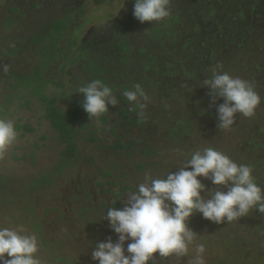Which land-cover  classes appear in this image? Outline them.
I'll use <instances>...</instances> for the list:
<instances>
[{"label":"rangeland","instance_id":"rangeland-1","mask_svg":"<svg viewBox=\"0 0 264 264\" xmlns=\"http://www.w3.org/2000/svg\"><path fill=\"white\" fill-rule=\"evenodd\" d=\"M134 3L135 0H0V65L10 66L7 73L0 70V107L6 108L0 118L33 127L24 135L16 130V143L0 157V175L15 180L14 188L8 191L12 201L8 200L5 207L0 204V226L23 227L36 234L47 264H98L91 256L95 245L109 237L113 242L118 239L108 220L101 218L112 202L117 203L116 208H122L126 194L135 190L146 173L159 177L168 171L175 172L189 153L209 146L228 156L242 152L245 158L264 160L262 100L253 117L237 114L232 129L224 131L217 126V107L223 99L217 97L213 103L209 97L211 90L201 86L211 70L222 65V71L250 81L259 95H264V0H170L171 15L153 24L135 18ZM208 10L212 13L208 14ZM67 15L70 21L60 36L58 32H48L49 24ZM174 15L177 22L169 29L174 36L151 38L150 30L158 26L167 29L163 22ZM40 30L44 34L39 37L50 44L49 53L56 55L54 60L47 55L40 57V41L30 40ZM117 35L124 36L129 48L125 63L117 61L113 44L116 40L118 47L119 41H123ZM74 36L79 52L70 46ZM183 42L190 44L191 53H183ZM14 47L18 50L8 55ZM209 52L215 53L213 58H208ZM153 56L155 62L145 70ZM43 60L45 64L49 62L39 74L41 79L49 80L44 91L56 99L54 104L61 109L70 106L72 99L83 102V94L78 91L92 81L88 63L95 69L106 68V85L116 95L123 92L121 83H126L127 90L140 84L145 91L149 81L153 85L148 93L145 91L149 102L143 110L145 120L141 125L120 119L117 111L121 100L114 107L109 105V111L99 118L90 120L83 111L76 124L80 158L74 169L65 170L51 186L27 194L28 200H24L23 188L28 179L53 168L63 146L44 119L46 102L25 89L13 88L17 80L11 74L30 75ZM179 60L191 77L183 76ZM163 87L170 91L166 90L167 94L161 97L157 92ZM140 112L141 109L137 115ZM102 117H106L105 122ZM182 125L189 128V135H176ZM242 130L252 133L263 147L244 148L240 137L248 133ZM87 135L99 140L86 141ZM117 140L127 147L114 148L112 144ZM145 147L159 153L145 155ZM138 163L145 165L137 168ZM107 170L110 174L105 175ZM124 185L133 189L116 197ZM197 215L190 217L188 226L201 235L207 249V264H254L257 255V264H264L259 243L252 241L253 232L244 228L241 219L215 235L208 228L198 227ZM93 225L102 236L94 234ZM226 236L231 242L221 243L220 239ZM130 242L125 243V248ZM154 255L160 262L176 264L174 258ZM187 259L183 258V264H187Z\"/></svg>","mask_w":264,"mask_h":264},{"label":"clouds","instance_id":"clouds-1","mask_svg":"<svg viewBox=\"0 0 264 264\" xmlns=\"http://www.w3.org/2000/svg\"><path fill=\"white\" fill-rule=\"evenodd\" d=\"M133 15L141 22H160L171 15L170 0H135ZM7 73L10 66L0 65ZM208 87L212 102L222 98L217 107L218 128L231 130L237 114L251 118L261 103L253 84L222 71V65L211 70L202 81ZM186 87H189L186 85ZM192 89L189 87V91ZM83 109L92 118H99L116 106L120 98L100 80H92L79 88ZM139 113L147 108L149 97L140 84L123 92ZM18 133L11 119L0 118V157L16 143ZM180 155H183L181 152ZM177 171L156 177L146 173L135 190L126 194L120 209L108 207L101 219H107L118 239L99 242L91 253L98 264H155V255L174 258L176 264H207V249L201 235L188 221L195 213L216 224L232 223L255 210L264 214V188L256 181L252 166L237 163L214 147H202L189 153ZM203 177L217 186L208 189L198 179ZM223 189H227L224 191ZM203 193V194H202ZM127 247L125 248V243ZM127 252V255L125 254ZM0 264H47L34 233L23 227L0 226Z\"/></svg>","mask_w":264,"mask_h":264},{"label":"trees","instance_id":"trees-1","mask_svg":"<svg viewBox=\"0 0 264 264\" xmlns=\"http://www.w3.org/2000/svg\"><path fill=\"white\" fill-rule=\"evenodd\" d=\"M208 14L212 13L211 10L207 11ZM241 12H239L240 14ZM238 14V13H237ZM238 14V15H239ZM70 21L69 16H63L59 19L54 20L51 24H49V30L48 32H54V33H59L58 36H60L62 34V32L67 28V24ZM175 22H177V18L174 16H171L168 20H165L163 23L167 24L166 26H168L167 29L163 30V27H155L154 29L150 30V36L151 38H165L167 35L171 34L172 36H174V32H170L169 29L172 25L175 24ZM47 32V33H48ZM40 34H44V32H42L40 30V33H36L33 35V37H30V40H39V45L41 46L40 48V57L41 55H47L49 58L52 57V60L55 59L56 55L49 53L48 51V47L50 46L49 42L48 44L45 43L40 37ZM56 36V35H53ZM149 36V38H150ZM43 37V36H41ZM118 39H123V41H119L118 47H116L117 42L115 40L114 42V46L116 48L117 51V61L120 63H125L126 62V56L129 54V48L128 45L125 41L124 36L122 35H117L116 36ZM71 44L70 46H74L75 48L77 45V41H76V36H74L72 39H70ZM49 45V46H48ZM54 49L56 48V45H53ZM120 46V47H119ZM181 49L183 51V53H191V48H190V44L188 42H183ZM17 48H13L11 49L8 55L13 54L17 51ZM81 51V49H76V52ZM61 53V52H60ZM51 54V55H49ZM84 54V53H83ZM213 52H209L208 53V58H213L214 57ZM80 57H85V55H81ZM45 59V58H44ZM155 57L153 56L152 61H148V67H145V70L148 69L153 62H155ZM49 62H47L48 64ZM45 64V60H43L42 62L40 61L41 66L38 65L37 69L34 70L30 75H24V74H11V77L13 76L15 78V80H17V83H15L13 85V88L17 89V88H21V89H25L28 94H30L31 96H36L38 99L42 100L43 102H46V108H45V113H44V119H46L49 123L50 128L52 129V131L56 134V138L58 140V142H60L63 146L62 148L58 151V160L55 162V165L53 166V168L49 169V171L45 170L37 175H35L34 177L28 179V181L26 182V186L23 188L24 194L22 195V199L24 200H28L27 197H29L28 195H30L33 192H36L40 189H44L46 187L51 186L56 178L58 176H62L65 174V170H73L74 169V164L75 162H77V160L80 158V150H79V145H78V140H77V127L76 124L80 121L82 114H83V102L81 99H72V102L70 104V106H68L66 109H61L58 105L54 104L56 99L55 98H51L48 97L44 91L45 87L47 86V83H49V80L44 79V77L41 79L40 77V72L42 71L41 69H44V67L47 65ZM178 65H180V68L183 72V76H188L191 77L192 74L187 70H184V65L183 61H178L177 62ZM89 69L87 70V72H89L91 70V80H100L102 81L104 84H106L107 82V77L106 76V68L104 66L98 67V68H94V66L91 63L87 64ZM170 66V65H169ZM40 78V79H39ZM37 83L39 85H37ZM126 84V83H125ZM125 84L121 83L119 86L120 88L123 86V92L127 90V87ZM147 85L145 89V91L148 93V89H150L153 85V83L146 82ZM117 88V85H114V89ZM169 92L170 90L167 87H163L160 90H158V94L161 93V97L164 95V93L167 94V91ZM121 91V90H120ZM123 92L118 93V97L120 98L121 102V106L120 109H118L117 113L120 117V119H123L124 121L130 123L131 125H141L142 122L145 120L144 117L137 115V112L139 111V107L138 106H133L130 105L128 101H126L123 98ZM65 93H63L64 95ZM210 97V95H209ZM261 100L262 103L264 104V95L261 96ZM28 101L26 100L25 105L27 106ZM166 107V106H163ZM5 106L0 107V116H3L5 114ZM103 121H106V117H102ZM147 120V119H146ZM149 122V121H147ZM153 122L156 124L158 123L157 121L153 120ZM15 128L16 130H21V135H24L26 132L32 131L33 127L29 124V123H24V124H19L18 122L15 123ZM84 128V125L83 127ZM81 128V129H82ZM177 128V127H176ZM264 129V128H263ZM261 129V130H263ZM189 130V128L185 125H182L181 127H178L176 132V135H180V134H187L189 135V133H187ZM247 132L246 130H242ZM248 133V132H247ZM191 135V134H190ZM253 134L252 133H248L247 135H243L241 134L240 139L242 140V143L245 145L244 148H250L251 147H263L260 146L259 142L257 141L258 139H253ZM42 138H45L44 136ZM84 139L86 141H90V142H95L98 141L99 139L97 137L94 136H84ZM112 146L115 148H126L127 145L122 141V140H117L115 141L114 144H112ZM143 152L145 153V155H150L151 153H159L156 149L152 148V147H145L143 149ZM229 156L235 160L237 163H243V164H248L250 166H252V168L254 169L253 171V175L256 178L257 183L264 188V160L263 158H259L257 160H254V158H245L243 156V153L241 152L239 153H232L229 154ZM263 156V155H262ZM144 163H138V165L136 166L137 168H141L142 166H144ZM263 165V168H260V166ZM110 174V171L107 170L105 172V175ZM198 179H201V181L206 185L207 188L214 190L217 186L213 185L212 182L208 179H204L203 177H200ZM14 178L11 176H4V175H0V204L2 206L5 207V204L8 203L9 196H8V191L9 189L14 188L12 186L13 182H14ZM132 188V186L129 185H124L121 187V192L116 194V197H119L121 194L126 193L128 191H130ZM224 191H226L227 189H223ZM28 194V195H27ZM203 194V193H202ZM89 197V195L87 196ZM111 207H117V203L112 202L111 203ZM29 211L32 213V207L29 206ZM198 214V215H197ZM197 216H195V218H198L195 223L198 225V227L200 228H208L209 231L211 233H214L215 235H218L217 233L219 232V230H221V228H223L224 226L227 228L228 225L230 223H224V224H216L214 222H211L209 220H206L202 217L201 214L196 213ZM241 222L244 225V228H248L250 231L253 232L252 235V241L257 242L259 244L258 245V249L259 252L262 253V255L264 254V214H260L259 212H256L255 210H253L252 212L249 213L248 216L245 217H241ZM237 221H234L232 223H236ZM241 223V224H242ZM94 226V225H93ZM91 226V227H93ZM93 232L95 235H99L102 236V232L96 228L95 226L93 227ZM231 231V229H229L227 232ZM243 231V230H242ZM232 239L229 240V238H222L220 239V242L223 244H228L231 242ZM243 241V240H242ZM246 242V241H245ZM96 243V242H95ZM47 246V244H46ZM49 248V246L47 247ZM258 253H255V255H257ZM242 255L240 253H238V256ZM65 259V258H64ZM243 259V258H242ZM258 255L257 258L254 260V264L258 263ZM155 264H165L163 262L158 261L157 259H155ZM245 261V259H243ZM241 264V263H240ZM245 264V263H242ZM248 264V263H246Z\"/></svg>","mask_w":264,"mask_h":264}]
</instances>
